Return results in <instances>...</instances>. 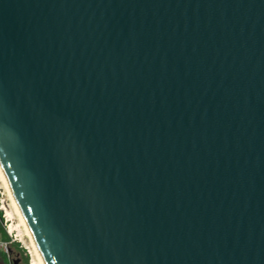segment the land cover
<instances>
[{
    "label": "water",
    "instance_id": "water-1",
    "mask_svg": "<svg viewBox=\"0 0 264 264\" xmlns=\"http://www.w3.org/2000/svg\"><path fill=\"white\" fill-rule=\"evenodd\" d=\"M0 168L44 264H264V0H0Z\"/></svg>",
    "mask_w": 264,
    "mask_h": 264
},
{
    "label": "rangeland",
    "instance_id": "rangeland-1",
    "mask_svg": "<svg viewBox=\"0 0 264 264\" xmlns=\"http://www.w3.org/2000/svg\"><path fill=\"white\" fill-rule=\"evenodd\" d=\"M0 226L9 237L7 241L0 238V264H40L24 225L10 200L1 174Z\"/></svg>",
    "mask_w": 264,
    "mask_h": 264
},
{
    "label": "bare ground",
    "instance_id": "bare-ground-1",
    "mask_svg": "<svg viewBox=\"0 0 264 264\" xmlns=\"http://www.w3.org/2000/svg\"><path fill=\"white\" fill-rule=\"evenodd\" d=\"M0 174H1L2 179H3V181H4V184H5L6 190H7V192H8V195H9V197H10V200H11L13 206H14V209L16 210V213L18 214V216H19V218H20V221H21L22 224L24 225V228H25V230H26V234L28 235V237H29V239H30V241H31V243H32V245H33V247H34V250H35V253H36V255H37V258L39 259L40 264H44L43 261H42V258H41V256H40V254H39V252H38V250H37V248H36V245L34 244V241H33V239H32V236L30 235V232H29V230H28V228H27V226H26V223H25V221H24V219H23V216H22V214L20 213V210L18 209V206H17V204H16V202H15L13 196H12V193H11L9 187H8V184H7L6 179H5V177H4L3 173H2L1 168H0Z\"/></svg>",
    "mask_w": 264,
    "mask_h": 264
},
{
    "label": "trees",
    "instance_id": "trees-1",
    "mask_svg": "<svg viewBox=\"0 0 264 264\" xmlns=\"http://www.w3.org/2000/svg\"><path fill=\"white\" fill-rule=\"evenodd\" d=\"M0 238L4 241H7L9 240V237L5 231V229H3L1 226H0Z\"/></svg>",
    "mask_w": 264,
    "mask_h": 264
}]
</instances>
